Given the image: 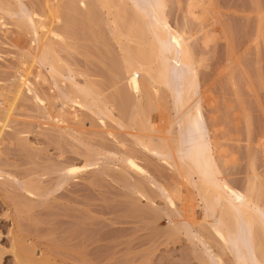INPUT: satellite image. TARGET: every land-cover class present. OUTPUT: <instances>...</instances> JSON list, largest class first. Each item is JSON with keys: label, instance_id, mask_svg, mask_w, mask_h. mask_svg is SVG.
Returning a JSON list of instances; mask_svg holds the SVG:
<instances>
[{"label": "rangeland", "instance_id": "1", "mask_svg": "<svg viewBox=\"0 0 264 264\" xmlns=\"http://www.w3.org/2000/svg\"><path fill=\"white\" fill-rule=\"evenodd\" d=\"M89 1L92 2L86 1L88 12L84 14L75 3L70 6L69 0H60V20L49 23L48 19L44 24L63 39L62 43L52 40L57 57L102 90V96L112 104V115L125 126L131 103L129 98L118 94L119 84L114 88L109 86L117 74V50L103 25L102 12ZM125 1L128 15L125 16L131 18V3L137 5V1L140 6L144 0ZM18 2L20 7L37 15L46 10L50 13L54 7L52 0ZM6 3L8 9L13 8L14 1L6 0ZM192 4L205 9L206 14L202 9V18L198 16L201 20L190 19L185 14ZM163 7L168 26L184 30L189 36L186 45L190 54L200 60L195 68L200 100L195 98L194 102L195 91L190 100L193 105L189 106L200 104L201 130L205 117L212 121L221 174L235 189L257 190L264 180L261 160V151H264V0H164ZM2 23L0 90H6V102L11 109L4 126L0 127V264H23L21 256V259L45 258L48 264H232L236 249L228 244L227 249L222 247L224 251L220 252L215 236L214 239L212 233L209 236L208 223L205 226L206 221L204 224L201 221L208 218L207 222H211L212 214L202 209L199 201L194 203L197 199L191 187L195 185L188 184L194 177L190 176L187 181L173 174L154 153H144L127 136L135 129L125 128V131L106 121H103V129L85 109L76 114V121L66 120L70 130L46 124L49 122L43 117L44 109L30 98L37 93L53 98L56 89L61 90L66 85V77L53 88L43 66L38 71L44 81H33L37 68L33 58L21 59L22 69L19 70L21 52L32 53L33 47L26 35L19 34L10 25L12 19L5 16ZM176 65L168 75L170 89H166V102L169 105L166 103L165 108L169 109L164 112L168 117L176 116L173 117L177 122L175 131L182 111L181 105L176 112L172 111L176 108L173 102L177 92L172 84L181 74ZM21 78L33 86V91L20 87L17 79ZM74 81L80 83L81 80L75 77ZM17 87L21 89L15 94ZM171 91L175 92L174 96ZM7 105H2L0 110ZM151 114L154 118L157 116ZM105 128L111 130L112 138L104 133ZM180 134L182 139L184 136V140L187 139V131ZM97 148L100 151L93 167L81 168L82 161L91 157L90 151ZM129 152L135 158L136 171L124 169L110 157ZM177 158L180 162L182 155ZM63 168L75 170L71 178L63 179L60 173ZM25 181L35 186L34 194L29 196L20 188ZM135 186L141 187L149 203L133 194ZM174 187L181 200L192 195L191 204H187L188 201L186 205L194 204L193 213L198 221L190 220L185 203L174 200L172 207L162 203L165 191ZM199 212L204 213L201 220ZM198 225H202L201 229ZM232 228L233 233L238 234L234 238L240 239L243 247L247 246L238 220L233 222ZM12 244L17 248L14 250L17 260H13L9 251Z\"/></svg>", "mask_w": 264, "mask_h": 264}, {"label": "bare ground", "instance_id": "2", "mask_svg": "<svg viewBox=\"0 0 264 264\" xmlns=\"http://www.w3.org/2000/svg\"><path fill=\"white\" fill-rule=\"evenodd\" d=\"M12 1H14V6L12 9H8L6 0H0V26H3V17L7 16L9 19H12L13 24H9L15 28L16 32L28 37L30 46L33 47L31 51H34V53L32 51L34 56L31 52V54L26 52L27 50L21 52L22 57H18L20 58L18 64V66H20L19 70L22 69L21 65L24 58H33L37 67L32 75L33 81H42L40 78L42 75L38 69L43 66L46 67L45 73L53 88L59 84L63 76L66 77V85H63L64 87H62L64 89L62 90L61 88L60 90L57 88L56 96L54 94L53 98L52 95L50 98L38 93L32 95L30 98L35 104H38V106L42 108L41 110L44 109L42 113L45 115L42 114V116L44 115V119L49 122L46 124H50L56 128L72 129L66 125V120H72V122L76 121V114L85 109L90 114L94 115L95 120L98 121L97 123L100 124V127L102 126L101 128L105 127L103 121H106L112 126H117L125 131V128L135 129H132V132L135 131L132 134L131 132H128L130 134H127V132L125 133L127 136H130L132 139L131 141L144 151V153H154L153 155L157 157V160L163 162L173 174L176 173L185 180H187V178L189 179L190 176L194 177L195 181L190 179L189 181L187 180L190 182H187L189 186L195 185V187L190 186L194 192L192 195L197 199L194 203L199 201L201 204L200 206H202L201 208L205 209L209 214H212V218L214 214L215 221L210 218L211 222H207L208 218H204V213L201 212H199V217L202 214L203 218L206 220H201L202 217L199 219L203 224L206 221L205 226H207L208 223L207 227L210 231L209 236H211L210 233H212L211 238L214 239L213 235L215 236L214 240L217 243L220 252L224 251L222 250V247L227 249L228 244H231L236 249V258L230 263L264 264V180L261 182L262 179H260L261 177L259 178L261 185L255 191L254 189L244 190L246 188L239 190L238 188L235 189V186L232 187V184L227 183L221 174L219 169L220 164L216 159L217 148L214 143L216 137L213 134L215 131L213 129L212 121L208 116L205 117L206 123L201 130V106L199 104V106L196 107L197 104H194L196 106L191 108L193 104L190 103L195 91H197L195 92L197 95L193 98L194 102L195 98H199L198 100H200V88L197 86L195 73V68L200 60H195L196 58L190 54L186 45L189 36L184 33V30L172 29L165 21V16L162 13L164 0H148V2L147 0H144L143 2L145 5L141 2L140 6L138 4L139 2L137 3L136 1L137 5H135V3L133 5L132 2L130 5L131 7L129 8V10H131L129 16L132 17H128L130 19L128 22H126L128 18L125 16L127 15V7L124 3L126 2L125 0L89 1L93 4L94 8L96 7L98 11L102 12L104 17L102 20L103 25L106 26L110 40L113 42L117 50V74L115 75L116 77H114L115 79L113 78L114 81L109 83V86L114 88L116 87V84H119V86H117L121 87L119 88L120 92L118 94L121 93L126 99H130H128L129 104L131 103L130 106L128 105L130 107L129 115L127 116L128 125L127 122L125 124V126L127 125L128 127L123 126L118 117L114 118L111 113L112 104L110 105V102L102 96V90L97 87V85L93 84L92 81L87 79L85 75L70 69L69 65L60 60L54 53L52 40L62 43L63 39L60 35L52 32V29L47 27L44 22L48 21V19L49 23H56L60 20L61 8L58 5L60 0H52V5H54V7L51 8L50 13L46 10L45 12H41L40 15H37L30 9L20 7L18 5V0ZM84 1L85 0H69V5L71 6L75 3V7L80 8L83 13H87L88 7L85 5L87 0L85 3ZM89 2L88 4H90ZM192 5L195 6L196 4ZM201 5L204 4L202 3ZM201 5H198V8L190 5L189 10L187 8V13L185 14H187L190 19H197L198 16H203V6ZM91 7H89L90 10ZM203 10L205 13V9ZM16 14L18 15L15 17ZM197 20L201 19L198 18ZM86 22H88V19ZM176 64L181 70V74L179 73L180 77H178V80L176 79L177 81H174L172 84L175 90H177L173 102V104H176V106H174L176 108L172 111L176 112L180 108V105L182 111L176 120L178 121L180 130L178 129L179 126H177L175 131L174 125L177 123L173 118L175 113H172L174 115L173 117L171 114H168V117L167 115H164V112L165 109H167V107L165 108L166 103H169L168 101L166 102V99H168L166 89H170L168 88V75L171 67H175ZM75 77L80 78V83L74 81ZM17 80L16 81L19 83L20 87H24L25 90L33 91V86H31L27 80L23 78ZM19 85H15V87ZM20 87L15 89V94L18 93ZM115 89L114 92L116 94L117 88ZM174 91H171L173 93L172 96L175 94ZM5 92L6 90H0V109L2 108V105H7L6 98L8 97ZM118 98H120V96ZM118 101H120V99ZM196 102L199 101L196 100ZM9 104L10 103L7 105L8 107L10 106ZM189 104H192L191 107ZM177 106L179 108H177ZM8 107H4L3 111H1L2 109L0 110V127L4 126V120L10 116L9 110L11 108ZM67 110L70 111L68 112ZM76 111L78 112L76 113ZM152 112L154 114L156 113L155 115L157 116L155 118L153 117L154 115L151 114ZM75 129L76 128L73 130ZM105 129L106 132L104 131V133L112 138L110 133L111 130L108 131V128ZM185 131L188 132V134H186V140H184L186 137L184 136L182 139L180 134V132L184 133ZM99 151L100 149L98 148L91 150L89 153L91 154V157L89 155L82 161L81 168L93 167L96 163L98 156L97 153ZM261 152L262 165H264V151ZM179 155H182L180 162L177 158ZM110 157L118 162V164L124 169L132 171L137 170L135 166V158L130 152L121 155L111 154ZM74 171L75 170L71 168H63L60 173L63 179H66L71 178ZM26 182L27 181L21 183L22 185L20 188L25 194L30 196L34 194L36 189L34 188L35 186L32 187L29 185L30 183ZM140 188H138V186L132 187L133 194L138 196V198H143L146 203H149V198H146L147 196L145 192H143L142 189L140 190ZM192 195L191 198H189V195L187 199L181 200L174 187L173 189L171 188V190L165 191L162 203H166L169 207H172L174 200L181 201L183 204L185 203L184 205H186V202L188 201L187 204H191L190 201L193 200ZM192 206L186 205L190 220L196 222L198 221V217H194L195 214L193 213ZM235 220H238L241 225L242 236L244 237L243 240L245 239L247 244V246L245 245L246 248L240 244V239L237 240L234 238V236L238 235H235V232L233 233L234 228H232V225ZM201 226L199 227L198 225L197 227L201 229ZM236 230H238V227ZM196 232L201 239L202 235L200 234V231L196 229ZM203 233L205 236L204 230ZM237 243L241 245L240 248ZM238 248L243 250L242 252L246 253V256L244 253L240 252ZM14 250L16 251L17 248L12 244L9 251L13 255V260H17V256H15L16 254L14 255ZM27 253L28 252H26V254ZM21 257L19 258L23 264H48L45 258L21 259Z\"/></svg>", "mask_w": 264, "mask_h": 264}]
</instances>
